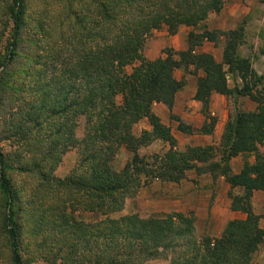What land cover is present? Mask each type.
Wrapping results in <instances>:
<instances>
[{"label":"trees","instance_id":"obj_1","mask_svg":"<svg viewBox=\"0 0 264 264\" xmlns=\"http://www.w3.org/2000/svg\"><path fill=\"white\" fill-rule=\"evenodd\" d=\"M221 2L0 0V117L13 128L17 142L10 153L0 146V241L9 249L13 264L34 260L41 249L30 248L25 254L24 246L28 241L43 243L40 232L45 226L63 236H73L74 229H80L81 240H89L85 236L97 223L116 242L120 236L168 243L185 238L184 258L177 264L249 263L264 240L260 215L250 202L252 189L264 190V151L260 149L264 145V72L254 70L250 58L239 54L243 23L228 30L195 31L208 13L221 9ZM163 24L171 34L177 33L180 24L192 26L187 31V48H171L165 57L148 59L143 54L146 37ZM206 40L214 45L223 40L221 61L210 52L197 51ZM132 65L133 70L126 69ZM178 68L196 75L193 97L206 116L200 131H211L216 120L208 109L212 91L235 100L247 95L256 103L253 110L236 108L228 114L215 147L213 143L187 144L180 149L171 126L153 110L156 102L172 108L186 85L185 74L175 75ZM229 71L238 74L240 85H228ZM60 91L61 101L54 95ZM19 110L35 127L54 129L53 135L22 133L20 120L14 119ZM77 113L87 119L81 139L73 138ZM173 116L179 120V129L192 131L179 114ZM143 117L152 126L136 134L132 128ZM157 139L169 143L165 151L139 153L140 146ZM71 143L81 148L80 159L70 173L57 176L54 171ZM122 146L133 154L123 168H117L114 160ZM218 153L220 159H212ZM239 153L253 154V161L244 159L236 173L230 158ZM189 168L198 174L211 172L213 177L222 174L232 186H243L241 194L233 195L231 206L246 211L247 217L230 220L219 236L203 235L197 243L192 236L194 214L180 212L161 219L127 214L96 223L77 218V210L106 214L117 210L146 181L179 182ZM89 245L88 264H123L118 253L106 258Z\"/></svg>","mask_w":264,"mask_h":264},{"label":"rangeland","instance_id":"obj_2","mask_svg":"<svg viewBox=\"0 0 264 264\" xmlns=\"http://www.w3.org/2000/svg\"><path fill=\"white\" fill-rule=\"evenodd\" d=\"M221 1L222 2L220 4L222 8V3L224 1ZM259 2L260 4L258 5V10L254 9L252 6V11L255 12L257 10V14L264 22V0H259ZM216 13L217 12L208 13L207 17L195 26V31L203 30L204 27L209 29L207 27L208 22L216 16ZM182 29L186 30L185 34L187 36V31L192 30L193 27L180 24L176 34H171L169 32V26L167 24H163L161 28L153 29L146 37L143 54L148 59H156L160 56L165 57L166 51L171 48L173 50L182 49L175 48L171 44V40L174 36H177ZM186 48L187 46L185 49ZM61 59L64 60V58ZM132 67L133 65L127 66L126 69L131 71L133 70ZM187 73L185 70L178 68L175 74H181V76L185 74L186 77ZM73 80L74 78H72L71 81ZM184 88L185 86L180 90H183ZM54 95L60 101L63 98L62 91L57 92ZM55 97L51 96V102H53L52 100ZM117 99L120 100V95H117ZM235 102L236 100L234 98L226 97V108L228 113H232L234 111ZM166 106L168 107V105ZM188 107L189 106L186 104V109H188ZM189 109L191 108L189 107ZM153 110L159 115L162 122L170 125L171 127H173V125H178L179 120L173 116L174 112L163 113L165 108L163 112H160L157 102L153 105ZM22 112L23 110H19L20 114H18V116L16 115V118H14L16 121L20 120L21 127L18 126V128L22 133L30 132L31 130L36 134L44 132L49 137L53 135L54 129L47 132L38 125L35 127L32 124L33 120H29L30 117L26 116V114H23ZM73 117V138L76 137L77 139H81V137L85 136V132L87 130L86 116L84 114L77 113ZM181 118L186 123H189L188 119L183 117ZM151 126L152 125L148 117H143L134 124L132 131L136 134H140L144 128H150ZM12 131L13 128L6 125L4 118L0 117V146L7 153H10L17 148V142L14 140ZM45 140L49 142L50 145H54L53 140ZM161 140L157 139L148 145L140 146L139 153L143 155L165 151L168 147V142ZM186 143L190 144L189 140L186 139ZM187 144H185V146ZM68 147L69 148L62 155V160L60 161L58 167L54 171L57 176H65L70 173L72 168L80 159L81 148L79 145L71 143ZM260 149L264 151V145H262ZM132 154V150L126 146H122L116 154L114 166L117 168H123L124 164L131 159ZM241 156L243 158V162L246 158L247 160L249 159V161H253V154ZM230 166L232 167V164H230ZM142 179H145V177ZM213 180L214 183H209L210 186H208V191H206V189L195 190L192 191L191 195H189L188 190H185L187 189L186 187H182L181 190V180L179 182L162 181L159 178H153L146 181V183L139 188L136 194L127 196L121 208L111 211L108 214L89 210H77V218L96 223L97 220L101 218H107L108 216L122 218L123 215L127 214H135L141 219L168 218L169 215H174V213L180 212L185 213V215L194 214L192 236L197 243L202 239L203 235H209L211 237L219 236L224 229V226H226L227 222L230 220L243 219L247 217L246 211L234 209L231 206L233 195H236L237 193L241 194L244 190L243 186H232L230 184L231 188H228V191H225L224 189L222 190V188L220 191L215 187H220L221 184L216 183V177L213 178ZM191 184L196 188H199V185H205V183L201 184L200 182L194 180ZM210 189L212 190L211 192ZM254 189H252L250 202L252 209L260 215L258 220L259 226L264 228V214L259 213L260 210L264 212V190L257 188L260 190L254 192ZM100 226L101 225L97 223L94 227H92V229H89L91 232L88 230L85 238L89 240H81L80 229H74L75 235L73 236L72 234L63 236V233L61 234L54 231L53 227L45 226L46 228L44 227V230L40 232L42 234L40 237L44 238L41 239L43 243L28 241V243L24 246V252L25 254H29L31 251L30 248H34L36 250L39 248L41 249L40 251H43H39L38 255L34 258V260H31L30 264H88L90 261L85 258V255L91 250L89 248V244L94 247V250L98 253L101 252L106 258H108L109 255L113 257L116 253H118V259L122 261L123 264H177L180 259L184 258L182 254L186 250V245H184L185 238H180L175 243H168L166 240L162 239L155 241L152 238L136 239L135 237L123 238L120 236V241L116 242L114 237H112L111 232L108 233L105 230L100 229ZM43 244L44 247H42ZM0 247L2 249L0 252V264H13L8 254L9 249L5 247V243L3 241H0ZM90 255L93 257L94 252ZM248 264H264V240L261 241L258 247L252 252Z\"/></svg>","mask_w":264,"mask_h":264},{"label":"crops","instance_id":"obj_3","mask_svg":"<svg viewBox=\"0 0 264 264\" xmlns=\"http://www.w3.org/2000/svg\"><path fill=\"white\" fill-rule=\"evenodd\" d=\"M223 6L219 12L216 13L210 22H208L209 29H222L228 30L237 27L240 23H243L244 36L243 42L239 46V54L243 57H249L252 67L259 73L264 72V22L261 17L257 14L259 0H223ZM257 9L255 12L252 8ZM186 30L182 29L177 36L171 40V44L175 48L185 49L187 46ZM223 40L218 45H214L210 41H204V43L197 47V51L210 52L217 61H221L222 56ZM176 75V74H175ZM182 77L180 75H176ZM228 85L232 86L234 83L240 85L241 79L236 72H227L226 75ZM186 85L183 90H179L175 99V102L170 109L163 102H157L159 105V111L163 113L174 112L179 114L180 117L188 119V124L191 126L192 131L187 132L179 129L178 125H173L171 130L177 137L179 144L177 145L180 149H185L186 139L189 140L190 144H206L213 143L214 147L220 143V135L223 132L224 124L228 117V110L226 108V95L212 91L209 97V112L211 115L216 116L213 128L211 131H200V127L204 121H206L205 114L200 110V101L193 97L196 89V75L192 73L186 74ZM186 104L191 108L186 109ZM255 101L250 96L240 95L234 103V109L253 110L255 108ZM172 110V111H171ZM158 112V111H157ZM159 113V112H158ZM179 124V123H178ZM161 140V139H159ZM161 141H164L163 139ZM169 144V143H167ZM220 154H216L212 159H220ZM242 154H236L230 158V164H232V171L239 172L243 165ZM253 157V156H252ZM203 162H198L202 165ZM213 174L208 171L197 173L195 168H189L186 171V176L181 179V190L182 187H186L188 194L191 195L192 191L206 189L210 182L214 183ZM197 181L201 184L199 188L193 187L192 182ZM216 183L221 184L220 187H215L221 191L224 189L228 191L230 189V183L225 177L220 174L216 177ZM183 190V191H185ZM260 189H254V192ZM212 190L210 189V192ZM218 196V194H217ZM259 213L264 214L263 211Z\"/></svg>","mask_w":264,"mask_h":264},{"label":"water","instance_id":"obj_4","mask_svg":"<svg viewBox=\"0 0 264 264\" xmlns=\"http://www.w3.org/2000/svg\"><path fill=\"white\" fill-rule=\"evenodd\" d=\"M9 215H10V212H9Z\"/></svg>","mask_w":264,"mask_h":264}]
</instances>
